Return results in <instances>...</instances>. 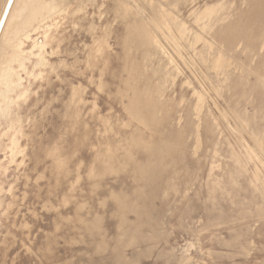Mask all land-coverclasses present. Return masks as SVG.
Masks as SVG:
<instances>
[{"label":"rangeland","instance_id":"rangeland-1","mask_svg":"<svg viewBox=\"0 0 264 264\" xmlns=\"http://www.w3.org/2000/svg\"><path fill=\"white\" fill-rule=\"evenodd\" d=\"M55 1L60 11L47 21L45 50L30 52V40L22 46L28 59L16 69L19 80L0 112V264H264V186L254 177L256 171L263 177L264 169L246 159L254 143L234 113L252 116L259 97L264 109V87L253 74L242 79L234 69L244 60L241 44L228 53L234 61L224 81L222 73L201 61L199 52L208 50L203 40L193 48L182 41L179 55L157 32L167 51L157 49L145 74L152 84L164 72L173 76L158 97L165 104L166 131H178L187 120L197 123L192 108L201 93L203 142L193 153L188 138L186 167L172 178L164 173L175 189L137 193L133 164L101 176H90L89 170L107 141L117 143L138 125L125 110L124 39L133 21L150 19L151 5L148 0ZM119 1L131 8L126 18L119 14ZM253 1L171 0L176 8L166 0L152 4L161 3L184 22L190 41L200 35L211 42L213 55L228 22L252 13ZM218 4H224L218 14L227 18L201 30L194 12ZM35 38L44 41L39 33ZM104 40L99 55L94 49ZM142 55L138 50L133 56L144 67ZM152 65L161 76L153 77ZM104 119L112 127L108 132ZM14 130L19 152L12 156L8 137ZM153 137L158 140L156 132ZM137 158L145 161L144 153ZM239 159L246 162L240 174ZM115 197L134 208L122 213Z\"/></svg>","mask_w":264,"mask_h":264},{"label":"bare ground","instance_id":"bare-ground-1","mask_svg":"<svg viewBox=\"0 0 264 264\" xmlns=\"http://www.w3.org/2000/svg\"><path fill=\"white\" fill-rule=\"evenodd\" d=\"M166 1L170 2L171 0ZM148 4L151 5L153 15L147 22L133 21L124 39L126 60L123 71L127 77L123 82V97H126L128 101L125 110L138 125L117 143L106 142L104 148L98 151L95 163L90 167L89 175L101 176L106 173H117L126 166L133 164L134 179L141 189V192L137 193H145V191L167 193L175 187L170 179L164 181L166 177L164 173H168L172 178L176 175L177 169L186 167L184 161V147H188L186 140L191 138L192 144L189 148L191 147L193 153H196L202 146L201 112L205 100L201 93L197 94L196 102L192 108V112L198 119L197 123L187 120L185 125L180 127L178 131H166L165 104L160 102L158 97L162 93L164 83L173 76L169 71L164 72L161 80L152 84L148 72L145 74L147 63L155 57L157 49L161 50L162 53H165L166 50L159 41L157 32L171 44L179 55H181L179 49L185 47L182 41L193 48L197 41L203 40L208 50L205 52L206 55L199 52L201 61L207 63V67L217 75L222 73L224 81L228 80L230 73L227 68L234 61L228 56V53L232 52L238 44H241L240 51L244 55V60L240 65L235 64L234 69L240 71L242 79L250 73L253 74L256 79L255 82L261 83L264 87V2L254 0L252 13L228 22L218 39L219 48L214 51L213 55L209 52V50L213 51L214 49L211 42L205 41L200 35H196L195 39L190 41L188 38L190 30L184 22L179 21L161 3H158L157 8L152 4V0H148ZM169 4L174 8L177 7V3L170 2ZM118 7L119 14H122L124 18L127 17L129 12L132 13L131 8L123 1H119ZM223 7L224 4L210 5L194 12L195 23L201 25L203 31L211 29L215 24L227 18V16L223 17L218 14ZM15 8H17L14 16L15 20H12L13 24L8 28V34L3 35L4 29L7 28L6 24L13 17ZM59 11L60 7L55 0H5L2 9L0 6V112L7 107L6 105L9 102L6 103V100L10 99L8 93L19 80L16 69H23L25 61L28 59L22 46L30 40L32 41L30 52L34 48L39 49V51L43 50L50 38L48 34L50 25H47V21ZM38 33L44 39L40 43L37 42L38 38L32 39V35ZM105 42V40L99 41L94 49L99 55H102V44H105ZM138 50L143 51L144 67L140 66L133 56L134 52ZM207 55L211 58L207 59ZM169 62L172 63L173 60L169 58ZM150 70L153 77L161 76L158 65H152ZM235 86L239 87V92L244 96L242 81L237 80ZM260 98L252 116L248 117L242 113H234L242 129L248 128V134L254 143V147L246 149V159L256 160L264 169V123L261 122L264 119V109ZM223 116L227 117V113L223 112ZM104 124L106 125L104 131L108 132L112 127L108 125V120L104 119ZM124 126H128V124L125 123ZM8 127L13 129L14 123L10 121ZM142 130H148L151 134L145 135ZM15 131L17 132V130H14L8 137L10 140L8 149L12 156L19 152L14 138ZM155 132L158 134V140L153 137ZM142 152L145 161L137 158ZM245 164L244 159H239L236 163L238 174L244 170ZM254 177L256 181L264 186V176L261 177L256 171ZM115 199L122 213L131 211L134 208L123 197H115ZM142 207V209L145 208ZM99 223V218L93 222L96 227L99 226Z\"/></svg>","mask_w":264,"mask_h":264}]
</instances>
